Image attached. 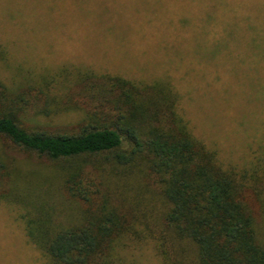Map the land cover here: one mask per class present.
<instances>
[{"label": "rangeland", "instance_id": "374dc122", "mask_svg": "<svg viewBox=\"0 0 264 264\" xmlns=\"http://www.w3.org/2000/svg\"><path fill=\"white\" fill-rule=\"evenodd\" d=\"M256 2L0 0V114L53 135L78 134L86 123L120 127L119 92L109 91L106 77L164 84L194 136L226 168L248 167L264 142V38ZM0 156L13 161L23 182L57 191L50 203L55 226L89 208L65 193L63 176L76 167L86 189L99 193L93 211L104 200L138 218L151 202L160 207L143 197L154 189L140 164L123 167L104 157L85 168L79 160L52 163L1 138ZM20 213L19 203L0 202V264H53L27 235ZM155 245L121 248L116 264H164Z\"/></svg>", "mask_w": 264, "mask_h": 264}, {"label": "trees", "instance_id": "16d2710c", "mask_svg": "<svg viewBox=\"0 0 264 264\" xmlns=\"http://www.w3.org/2000/svg\"><path fill=\"white\" fill-rule=\"evenodd\" d=\"M256 1L257 33L264 38V0ZM105 80L111 93L119 92L115 109L120 127L86 123L78 134L53 135L30 131L15 115L3 113L0 138L52 163L79 160L85 168L104 157L123 167L143 165L141 172L154 189L144 190L143 197L149 195L148 203L157 199L160 209L151 202L138 218L109 208L104 200L93 211L99 193L86 189L83 169L76 167L63 176L65 193L89 208L55 226L50 203L57 191L49 183L23 182L13 161L0 156V202L20 204L30 239L53 264H116L121 248L149 242L157 245L164 264H264V142L248 167L226 168L218 152L194 136L168 86H142L111 76ZM183 243L190 250L181 249Z\"/></svg>", "mask_w": 264, "mask_h": 264}]
</instances>
